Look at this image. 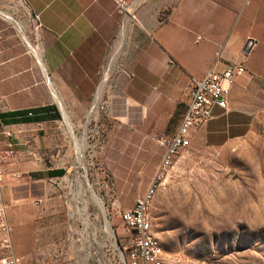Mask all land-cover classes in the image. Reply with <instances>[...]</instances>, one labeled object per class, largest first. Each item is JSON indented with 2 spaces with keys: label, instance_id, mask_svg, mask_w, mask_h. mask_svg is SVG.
I'll list each match as a JSON object with an SVG mask.
<instances>
[{
  "label": "rangeland",
  "instance_id": "374dc122",
  "mask_svg": "<svg viewBox=\"0 0 264 264\" xmlns=\"http://www.w3.org/2000/svg\"><path fill=\"white\" fill-rule=\"evenodd\" d=\"M155 1L140 5L136 22L128 23L117 52L122 54V72L112 81L121 76L136 82L130 63L150 41L149 25L141 24L138 12ZM257 10V17L264 18L261 0H245L239 16ZM164 16L158 15L159 23ZM24 39L37 51L41 48L35 15L24 0H0V67L31 61L40 68ZM242 62L245 73L232 86L241 81L239 91L212 131L240 123L237 113L225 115L232 108L244 114L246 136L236 139L239 131L228 127L229 135L222 138H199L208 122L164 171L153 194L152 232L166 264H264V44ZM166 83L157 88L143 83L139 88L137 96L144 94L138 99L145 106L141 117L135 116L134 90L115 83L119 88L103 89L97 102L100 88L96 89L87 106H74L75 113L72 106L63 105L69 117H76L69 120L46 88L41 92L42 108L55 112L50 124L51 163L62 165L65 173L58 179L15 187L17 195L12 199L1 193L2 187L7 189L3 170L8 156L0 137L4 158L0 201L6 207L14 253L22 264H125L133 233L120 214L132 209L151 185L164 153L161 142L176 127L171 120L164 136L152 135L158 123L156 95L167 91ZM142 129L145 136H139ZM75 140L84 144L82 162L77 159ZM89 186L103 204L104 215L101 203L99 209L94 205ZM4 255L0 250V259Z\"/></svg>",
  "mask_w": 264,
  "mask_h": 264
},
{
  "label": "crops",
  "instance_id": "0c3cea01",
  "mask_svg": "<svg viewBox=\"0 0 264 264\" xmlns=\"http://www.w3.org/2000/svg\"><path fill=\"white\" fill-rule=\"evenodd\" d=\"M24 2L38 18L42 64L50 85L41 69L29 60L26 65L18 62L12 68L0 67V130L13 133L9 140L13 155L8 156L3 170L7 189L2 187L1 193L10 194V199L17 195L15 187H25L31 181L42 183L58 179L65 173L62 165L51 163L54 155L50 150V124L54 122L55 112L42 108L41 92L46 88L55 89L61 103L72 106L70 109L75 113L74 106H87L96 89L100 88L97 102L103 89L119 88L115 83H123L124 88L134 90L135 116L141 117L145 106L138 99L144 95L140 92L137 96L139 88L143 83L157 88L167 82V91L156 95L158 123L152 134L164 136L168 122L176 121L175 128L180 122L189 100L187 86L191 78H202L218 54L216 67L221 71L249 57L256 47L264 44V18L257 17L259 10L239 16L245 0H157L138 12L141 24L149 25L150 41L145 52L135 54L130 63L136 82L121 76L114 82L112 79L122 72V54L117 52L124 43L128 24L120 27V16L111 0ZM261 2L264 9V0ZM160 14L165 15L161 23L157 20ZM119 35L121 38L117 40ZM249 40L254 44L249 54H245ZM22 68L24 74L18 76ZM241 84L239 81L231 89L226 98L227 108L232 107ZM125 99L120 101L123 103ZM222 110L215 108L214 118L200 130L199 138H222L229 135V128L239 131L234 135L236 139L246 136L247 130L242 124L244 114L240 116L238 110L232 108L225 115L230 117L237 113L236 116L242 118L240 123L228 125L222 132L212 131L221 121ZM139 136H145L143 129ZM1 142L7 149L8 142L3 138Z\"/></svg>",
  "mask_w": 264,
  "mask_h": 264
},
{
  "label": "built area",
  "instance_id": "2783aa9c",
  "mask_svg": "<svg viewBox=\"0 0 264 264\" xmlns=\"http://www.w3.org/2000/svg\"><path fill=\"white\" fill-rule=\"evenodd\" d=\"M145 1L147 0H111L116 13L120 16L121 28L125 24L136 22L135 11ZM35 18L38 19L36 15ZM219 58L220 54L216 56L215 62L202 78L190 79L187 86L188 103L174 133L161 142L164 153L151 185L136 199L132 209L120 214L123 225L133 233L125 264H166L164 257H161L159 247L153 242L149 217L150 198L163 179L164 171L174 164L179 153L187 147L192 134L214 118L215 108L223 110L226 108V98L232 86L236 79L245 73L242 61L233 63L221 71L217 70ZM221 102L225 104L224 107L220 105ZM0 136L8 142L5 151L7 156L13 155V148L9 143L13 137L12 131L0 130ZM3 160L0 154V165ZM5 210L6 207L0 201V250L5 253L0 259V264H22L13 250L12 230L7 222Z\"/></svg>",
  "mask_w": 264,
  "mask_h": 264
},
{
  "label": "bare ground",
  "instance_id": "6f19581e",
  "mask_svg": "<svg viewBox=\"0 0 264 264\" xmlns=\"http://www.w3.org/2000/svg\"><path fill=\"white\" fill-rule=\"evenodd\" d=\"M12 21V20H11ZM17 26H18V24H17ZM19 29V28H18ZM22 29V28H21ZM21 32V31H20ZM24 38V37H23ZM25 40V44H26V46H27V48L30 50V52L31 53H33V57L35 58L34 60H35V62L37 63V65L40 67V69H41V71H42V73H43V75H44V78H45V80L48 82V84L50 85V82L48 81V79H47V77H46V73H45V71H44V66H43V64H42V55H41V48L37 51L30 43H29V41L27 40V39H24ZM50 90V93H51V96L53 97V99H55L57 102H58V104H59V106H60V108H61V110H62V112H63V115H64V118L66 119V120H69V117H68V114H67V112H66V110L63 108V104L61 103V101H60V99H59V97H58V95H57V93H56V91H55V89H53V88H50L49 89ZM56 102V103H57ZM65 121V120H64ZM70 122V121H69ZM70 124V123H69ZM68 125V124H67ZM70 126H72L71 124H70ZM68 127V128H71V127ZM76 139V138H75ZM84 146V144H81L80 145V143L77 141V140H75V147H76V150H77V159H78V161H80V162H82V147ZM89 190H90V195H91V199H92V201H93V203H94V205L98 208V207H100V203L101 202H99V199H98V197L96 196V194L92 191V189H91V187L89 186ZM152 197H153V194H152V196H151V198H150V202H151V200H152ZM103 204L101 203V206H102ZM99 209V208H98ZM101 210V209H100ZM101 212H102V214L104 215V212H103V206H102V210H101ZM149 217H150V207H149ZM151 219V218H150ZM105 225H108L107 224V222H105ZM151 227H152V224H151ZM107 230H108V228H107ZM109 232H111V231H109ZM109 236H111V235H109ZM153 242L159 247V252H160V254H161V257H164V252H163V250H162V248H161V246H160V244H159V242H158V240L156 239V237L153 235Z\"/></svg>",
  "mask_w": 264,
  "mask_h": 264
},
{
  "label": "water",
  "instance_id": "95a60500",
  "mask_svg": "<svg viewBox=\"0 0 264 264\" xmlns=\"http://www.w3.org/2000/svg\"><path fill=\"white\" fill-rule=\"evenodd\" d=\"M254 44V42L252 41V40H249L248 41V43H247V46H246V48H245V50H244V52H245V54H249V52H250V49H251V46ZM220 105L221 106H225V104L224 103H220ZM103 206V205H102ZM104 207V206H103ZM118 246V245H117Z\"/></svg>",
  "mask_w": 264,
  "mask_h": 264
}]
</instances>
